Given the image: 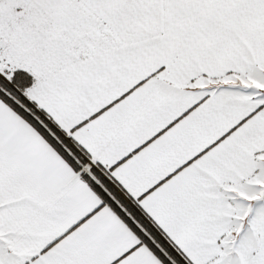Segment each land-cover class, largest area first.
<instances>
[{
  "label": "snow or ice",
  "instance_id": "obj_1",
  "mask_svg": "<svg viewBox=\"0 0 264 264\" xmlns=\"http://www.w3.org/2000/svg\"><path fill=\"white\" fill-rule=\"evenodd\" d=\"M0 264H264V0H0Z\"/></svg>",
  "mask_w": 264,
  "mask_h": 264
}]
</instances>
